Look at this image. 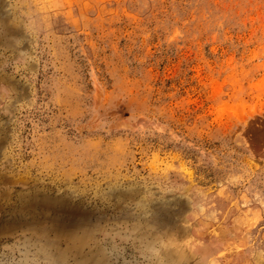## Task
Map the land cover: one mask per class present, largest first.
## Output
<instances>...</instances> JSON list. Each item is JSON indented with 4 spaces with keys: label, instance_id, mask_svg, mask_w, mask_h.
Masks as SVG:
<instances>
[{
    "label": "rangeland",
    "instance_id": "1",
    "mask_svg": "<svg viewBox=\"0 0 264 264\" xmlns=\"http://www.w3.org/2000/svg\"><path fill=\"white\" fill-rule=\"evenodd\" d=\"M0 264H264V0H0Z\"/></svg>",
    "mask_w": 264,
    "mask_h": 264
},
{
    "label": "bare ground",
    "instance_id": "2",
    "mask_svg": "<svg viewBox=\"0 0 264 264\" xmlns=\"http://www.w3.org/2000/svg\"><path fill=\"white\" fill-rule=\"evenodd\" d=\"M225 181V180H224ZM164 221V220H163Z\"/></svg>",
    "mask_w": 264,
    "mask_h": 264
}]
</instances>
